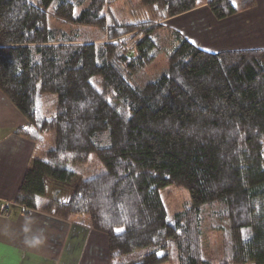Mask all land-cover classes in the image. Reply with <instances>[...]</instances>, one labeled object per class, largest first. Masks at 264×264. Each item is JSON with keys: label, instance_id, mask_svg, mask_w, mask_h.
<instances>
[{"label": "trees", "instance_id": "16d2710c", "mask_svg": "<svg viewBox=\"0 0 264 264\" xmlns=\"http://www.w3.org/2000/svg\"><path fill=\"white\" fill-rule=\"evenodd\" d=\"M117 1L0 0V89L35 144L15 202L87 218L110 264H216L204 238L217 230L231 248L221 264H264V47L212 52L163 23L202 0H140L126 22ZM237 3L207 2L217 20ZM164 49L166 67L139 84ZM79 174L67 200L46 197L48 180ZM169 185L190 195L172 222Z\"/></svg>", "mask_w": 264, "mask_h": 264}, {"label": "crops", "instance_id": "0c3cea01", "mask_svg": "<svg viewBox=\"0 0 264 264\" xmlns=\"http://www.w3.org/2000/svg\"><path fill=\"white\" fill-rule=\"evenodd\" d=\"M237 4L239 11L222 20H217L205 7L180 14L176 19L188 14V18L179 19L184 32L188 29L190 33L189 28L196 24L198 28L204 26L203 29L212 30L214 37L226 30L232 31L231 46L217 51L264 47V0H238ZM189 36L193 43L202 47L199 34ZM26 123L24 115L0 89V264H61L64 258L70 260L67 245L71 235L73 247H80L78 252L88 251V245L93 243L90 249H100L105 253L104 259L108 258L105 236L82 221L60 219L39 210L24 212L15 202L25 171L35 157L34 142L15 133ZM89 256L80 264L98 261H91Z\"/></svg>", "mask_w": 264, "mask_h": 264}, {"label": "rangeland", "instance_id": "374dc122", "mask_svg": "<svg viewBox=\"0 0 264 264\" xmlns=\"http://www.w3.org/2000/svg\"><path fill=\"white\" fill-rule=\"evenodd\" d=\"M34 1H38V0H34ZM207 2H208V0H202V3L195 8L205 7L206 10L210 11ZM111 7H113V12L116 13L115 15H116L117 19L120 22H126L129 20L133 21L136 18L135 13L140 11V8H142V4L140 3V0H118ZM195 8H193V9H195ZM185 16H187V18H188V14H185ZM185 16H181V18H178V19H176L177 18L176 16L171 17V18L164 20L163 23L166 26L170 27V29H175V30L181 32L182 35H184L190 41L192 39H190L189 35H198L199 34L198 40H199V42H201L200 44H202L201 48H203L205 50L214 52V51L223 49L225 47L231 46L234 37L232 35V31H229V30H226L223 34L220 33V35H218L217 37H214L215 34L212 30L203 29L204 26L198 28L199 26H197V24H196V25H191V27L189 28V30H191L190 33L188 32V29L187 30L185 29V32H184V30L181 29L182 28L181 24H179L180 23L179 19H184L182 17H185ZM197 19L198 18L194 16V20L197 21ZM197 23L199 24V21H197ZM51 24L55 25L57 27H61L62 29L67 30V31L74 29L71 22L60 20L57 18H52ZM220 25H221V23H220ZM92 29L94 30L95 28H92ZM92 29L83 28V31L87 35H91ZM195 30H197L198 34L195 33ZM169 33L170 32L165 30L163 35H169ZM199 42H198V44H199ZM163 46L165 48L167 46V44L165 42H163ZM199 47H200V45H199ZM165 54H166V51L164 49L159 54L157 60L154 63H152L151 65H149L143 71L144 76L141 75L140 77L136 78V81L139 84L145 82V79H147V78H153V77L157 76L163 70V68L166 67V65H167L166 55L167 54L166 55ZM37 156H39L41 158L42 152L41 151L37 152ZM81 172L83 174H86L85 171H81ZM80 177H81L80 174L77 175L75 177V179L70 182V184L61 183V182H58V181H55L52 179L48 180L47 181V189H46V197L52 198L53 196H56L58 199L67 200L73 191V186H74L75 181ZM160 192H161L162 200H163V202L166 206V209H167L168 221L172 222L174 220L175 214L178 211H181L185 207V205L190 202L189 191L187 188H185L183 186L169 185V186L163 187ZM76 219L78 221H82L84 223V225L88 226V224H87L88 219L87 218L83 219V217H79ZM98 233L100 235H104L106 241L108 242L107 236L105 234L100 233V232H98ZM86 236H89V235H85V237ZM71 239H73L72 235H71ZM71 239H70L69 244L67 245V252H69V254H70V260L64 258L62 260L61 264H80V261L83 260L85 262L86 261L85 257L89 256V255H90L89 259L91 261L98 260L96 263H95V261H93L92 264H110L109 249L107 251L108 252L107 253L108 258L104 259V257H105L104 251H102L100 249H99V251H97L93 247L90 249V246L94 245L93 243L88 245V247H89L88 251L82 250L81 252H78V249L80 247L79 248L76 246L73 247V244H71L72 243ZM228 240H229V235L227 234V232L220 231V230L219 231L217 230L215 232H211L208 234V236H206L204 238L205 252H206V254H208V256H210L214 260V262L216 264H221V263L225 262L227 258H229V252H230L231 248L229 246L230 241H228ZM99 246L102 247L101 245H99ZM71 248H72V251H71ZM161 264H179V263L177 261H174V260H169V261L163 262Z\"/></svg>", "mask_w": 264, "mask_h": 264}, {"label": "built area", "instance_id": "2783aa9c", "mask_svg": "<svg viewBox=\"0 0 264 264\" xmlns=\"http://www.w3.org/2000/svg\"><path fill=\"white\" fill-rule=\"evenodd\" d=\"M7 206L10 207L11 205L8 203Z\"/></svg>", "mask_w": 264, "mask_h": 264}]
</instances>
